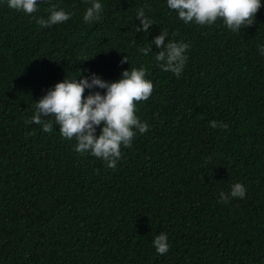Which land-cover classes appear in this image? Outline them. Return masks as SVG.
<instances>
[{
    "label": "trees",
    "instance_id": "trees-1",
    "mask_svg": "<svg viewBox=\"0 0 264 264\" xmlns=\"http://www.w3.org/2000/svg\"><path fill=\"white\" fill-rule=\"evenodd\" d=\"M92 2L38 0L27 15L0 0V264H264V0L236 33L185 24L167 0H99L101 18L85 23ZM53 5L70 19L41 28ZM163 31L165 45H190L178 77L155 60ZM131 67L154 85L136 112L149 131L135 130L116 168L75 152L58 125L26 123L57 82ZM237 182L246 196L221 202Z\"/></svg>",
    "mask_w": 264,
    "mask_h": 264
},
{
    "label": "clouds",
    "instance_id": "clouds-1",
    "mask_svg": "<svg viewBox=\"0 0 264 264\" xmlns=\"http://www.w3.org/2000/svg\"><path fill=\"white\" fill-rule=\"evenodd\" d=\"M8 7L32 15L38 10V0H7ZM169 9L178 14V18L185 24L194 22L197 25H214L218 20L232 32H239L255 23V17L262 7L261 0H167ZM103 10L99 0H93L84 13L85 23H92L101 18ZM50 15L45 19L40 17L36 23L41 28L66 22L70 14L53 5ZM136 17L140 19L142 27L136 31L148 32L154 22L145 15L144 8L138 10ZM166 31L157 35L152 43L161 48L155 60L162 70L172 72L177 77L181 75L187 61L186 51L190 45L184 42L168 40L165 45ZM259 52L264 55V46H259ZM140 51L147 55L152 51L151 44ZM88 59V58H86ZM124 57L121 63L127 62ZM82 71V70H81ZM144 67H131L122 72L120 79L105 81L95 73L91 77L80 79L65 78L57 82L35 103L32 117L28 124L42 126L45 133H52L53 125L59 126L61 136L69 141L75 140V152L88 154L103 160L106 166L114 169L122 157V147H130L136 136V131L144 134L149 131L147 122H142L137 116V104L150 98L154 85L146 79ZM80 75V73H79ZM105 89L84 95L86 89ZM210 126L227 127L211 121ZM100 128L97 135V128ZM246 196V188L242 183H235L230 193L220 192V201L228 203L231 198ZM153 245L159 255H164L169 245L167 235L160 233L153 240Z\"/></svg>",
    "mask_w": 264,
    "mask_h": 264
}]
</instances>
